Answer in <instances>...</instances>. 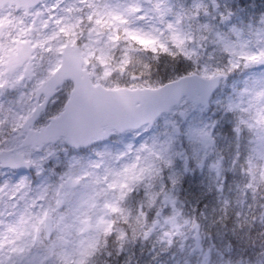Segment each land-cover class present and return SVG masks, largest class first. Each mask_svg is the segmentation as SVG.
<instances>
[{
    "label": "snow or ice",
    "instance_id": "obj_1",
    "mask_svg": "<svg viewBox=\"0 0 264 264\" xmlns=\"http://www.w3.org/2000/svg\"><path fill=\"white\" fill-rule=\"evenodd\" d=\"M0 264H264V0H0Z\"/></svg>",
    "mask_w": 264,
    "mask_h": 264
},
{
    "label": "trees",
    "instance_id": "obj_2",
    "mask_svg": "<svg viewBox=\"0 0 264 264\" xmlns=\"http://www.w3.org/2000/svg\"><path fill=\"white\" fill-rule=\"evenodd\" d=\"M256 2H257V3H259V1H258V0H256Z\"/></svg>",
    "mask_w": 264,
    "mask_h": 264
},
{
    "label": "rangeland",
    "instance_id": "obj_3",
    "mask_svg": "<svg viewBox=\"0 0 264 264\" xmlns=\"http://www.w3.org/2000/svg\"><path fill=\"white\" fill-rule=\"evenodd\" d=\"M259 1V0H258Z\"/></svg>",
    "mask_w": 264,
    "mask_h": 264
}]
</instances>
